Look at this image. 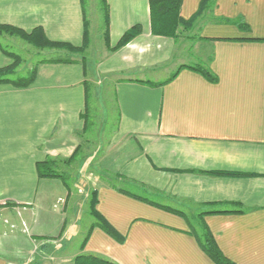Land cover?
<instances>
[{
	"label": "crops",
	"instance_id": "crops-1",
	"mask_svg": "<svg viewBox=\"0 0 264 264\" xmlns=\"http://www.w3.org/2000/svg\"><path fill=\"white\" fill-rule=\"evenodd\" d=\"M202 1L182 0L181 16L193 24L171 38L152 33L149 0H106L104 28L85 0H0V24L41 27L75 46L86 29L89 47L100 31L105 46L90 72L82 58L46 59L29 86L0 84V215L22 224L19 251L5 248L13 232L0 226V264H73L82 253L118 264H216L191 231L201 219L235 264H264V0H214L199 13ZM107 17L112 47L131 28L141 32L111 50ZM181 33L192 35L180 42ZM199 60L216 80L179 70ZM12 62L0 49V68ZM94 79L105 81L117 113L110 139L96 141L115 161L112 177L93 184L96 208L124 241L91 230L95 219L70 258L68 240L82 232L78 198L62 179L39 178L37 163L70 159L92 142L85 114Z\"/></svg>",
	"mask_w": 264,
	"mask_h": 264
},
{
	"label": "rangeland",
	"instance_id": "rangeland-1",
	"mask_svg": "<svg viewBox=\"0 0 264 264\" xmlns=\"http://www.w3.org/2000/svg\"><path fill=\"white\" fill-rule=\"evenodd\" d=\"M85 7L90 17H92L93 13L94 15H99L100 24L98 28H104V7L102 6L101 0H85ZM100 34L101 32L97 31L95 36H93L91 47H89L90 45L88 43L82 51H71L67 48L38 47L27 41L24 37L20 36L19 34H11L9 32L0 31V49L5 54H7L9 59H12L13 61L8 66L2 67L0 69L5 70L7 68L13 67L6 77L16 80L18 78L27 77L31 75V73L36 69V65L39 61H43L46 59L73 60L82 58L84 61L88 62V68L90 72V69H92L93 66L96 65V62L99 60L105 49L104 41L102 37H100ZM186 34L192 35V33H181L180 42L186 40ZM192 52H195V50L193 49ZM194 63L195 65H200L203 67L205 66L204 61L201 60L197 62L194 61ZM89 88V105H91V108L89 110L90 122L88 125L87 136L92 142L88 145H85L82 150L77 154L75 160H73L70 164L67 165L63 162H60V169L65 174L62 180L70 185L71 192L74 193L72 201H75L76 196L78 198L77 217L79 220V224L77 227H79V229H82V232H78L77 235H73L68 240L65 251L66 255H70V258H73V254L80 250V246H82L81 243L84 237L86 238V233L88 232L91 223L95 222V218L93 217L90 211L91 200L94 197V195L92 194V192L94 191L93 184L96 180H104L107 179V177L108 179L109 177H112L111 175H109V172H111V166L113 165V163H115V161L113 162V160L110 159L111 157L106 158V152H98V146L96 145V141H102V143H104L108 139H110L111 134L115 130V122L117 121L115 115L117 113L115 114L114 112L112 114L111 110H109V106H111L112 103L111 91L107 88L104 80H102L100 83L99 81L94 79V81H92V83L90 84ZM105 119H108V122L105 121ZM102 173L107 174V177H104ZM112 181L115 182L116 179ZM125 186L129 188L132 192L140 196L152 199L151 196H149V194L143 189H140L135 186ZM72 205V202L69 201V217L73 215ZM24 217L27 216L25 215ZM4 218V215H0V226H6L8 229L7 232H13H10V234H8V237L6 239L7 241L4 242L6 245L5 248L11 251H19V247L21 246L22 242V232H20L22 230V224L18 219V222L15 221L17 223V226L11 228V224L16 223H12L13 221H8V223H5ZM199 225L200 223H195V227L199 228ZM23 228L26 227L23 226ZM29 228L35 230L32 227ZM58 239L59 238L56 237L54 243L52 241L50 242V244L52 245V255H55L59 250L56 248ZM24 243L25 245L27 244L26 240L24 241ZM38 258L40 261H42L44 258H46V256L40 253V257Z\"/></svg>",
	"mask_w": 264,
	"mask_h": 264
},
{
	"label": "trees",
	"instance_id": "trees-1",
	"mask_svg": "<svg viewBox=\"0 0 264 264\" xmlns=\"http://www.w3.org/2000/svg\"><path fill=\"white\" fill-rule=\"evenodd\" d=\"M150 2V10H151V29L154 35L165 36L176 38L179 35L180 28L189 29L193 24L194 19L186 20L181 16L180 10L182 5V0H149ZM214 0H203L199 13H202L204 10L208 9ZM102 6L105 8V13L108 16L107 11V2L106 0H101ZM241 26H243L242 22H239ZM108 17L106 23V32H105V39L106 44L111 50H115L121 48L122 46L129 43L133 40L140 32V26H135L130 30L126 31L123 36L120 38L118 43L112 47L110 44V37L108 31ZM0 31L9 32L11 34H19L20 36L24 37L27 41L34 44L38 47H49V48H67L71 51H82L86 45L88 44L87 38V30L85 29V43L82 46H75L70 43L66 42H57L48 39L41 27H37L31 32H26L24 29L7 25V24H0ZM52 61H64V62H72L71 59H58ZM13 67L7 69H0V84L1 83H9L17 87H27L31 83L34 82L36 78V69L31 73V75L27 77H21L18 79H11L7 78V74L12 70ZM182 68H190L197 71H201L203 74L206 75L211 80H216L217 77L214 73L208 68L203 67L200 65H181L179 70ZM177 72L171 77L173 78ZM90 97V96H89ZM89 114H85V120L87 123V128L89 125ZM86 126V125H85ZM78 154L75 153L73 157L70 159H54L48 158L44 161H40L37 163V171L39 178H60L63 179L65 174L60 169V162L65 164H70L73 160H75ZM219 174H230V173H223L220 172ZM237 174V173H232ZM92 194L94 195L93 199L91 200L90 211L93 217L97 220V223L93 224L91 230L95 226H99L103 229L106 233H108L111 237L116 239L119 243L124 241V237L118 233V231L103 217V215L97 210L96 203V191H93ZM202 216V214H201ZM202 218V217H201ZM199 228L195 227V225H191V231L197 238L198 242L200 243L202 249L205 253L216 263V264H235L231 261L227 256L223 254L221 251L217 241L215 240L214 235L211 233L209 227L206 225L205 221L201 219L199 222ZM90 236V232L87 235L86 239L82 244V249L86 246L88 238ZM31 264H38L37 262H33ZM73 264H118L114 261H111L106 258H102L93 254H79L75 257Z\"/></svg>",
	"mask_w": 264,
	"mask_h": 264
}]
</instances>
